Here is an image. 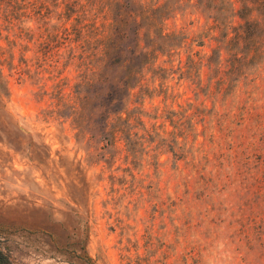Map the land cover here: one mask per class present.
Listing matches in <instances>:
<instances>
[{"label": "rangeland", "instance_id": "rangeland-1", "mask_svg": "<svg viewBox=\"0 0 264 264\" xmlns=\"http://www.w3.org/2000/svg\"><path fill=\"white\" fill-rule=\"evenodd\" d=\"M15 1L0 0V62L8 88L0 101V247L10 255L8 264H264L237 239L229 215L234 198L227 191L204 189L195 177L178 174L166 151L156 168V158L147 151L161 144L160 136H169L178 118V128L184 130L191 121L200 132L202 112L224 111L226 99L197 91L198 82L213 75L211 69L189 68L182 49L181 62L172 55L163 84L156 79L152 97L144 99L142 118L152 129L149 146L125 163L124 150L109 156L96 131L71 129L53 85L63 82L64 91L71 90L76 70L62 64L71 54L69 47L54 48L60 61L51 69L33 39L16 36L18 20L11 27L8 13ZM47 1L52 21L58 11L73 20L74 4L68 8L61 0ZM203 22V16L197 20L179 12L166 23L184 26L193 35ZM19 24L35 23L25 19ZM261 78L253 94L264 101ZM212 116L206 113L204 119ZM233 119L231 133L245 132ZM262 138L257 134V141ZM166 140L157 149L163 151ZM84 226L87 238L76 243Z\"/></svg>", "mask_w": 264, "mask_h": 264}, {"label": "trees", "instance_id": "trees-1", "mask_svg": "<svg viewBox=\"0 0 264 264\" xmlns=\"http://www.w3.org/2000/svg\"><path fill=\"white\" fill-rule=\"evenodd\" d=\"M61 2L76 7L70 22L71 14L66 11L56 12L57 20L52 21L47 0H16L8 21L12 27L17 24L13 20H18L16 36L33 39L35 51L42 53V60L53 70L60 61L54 48L69 47L71 54L62 64H73L76 70L71 90L65 92L63 82L53 83L67 111L63 116L70 119L75 133L96 131L109 156L112 151L124 150L125 163L133 162L139 149L149 146L152 129L142 118L144 99L152 97L156 79L163 84L170 69L165 63L172 55L181 62L182 49L189 68L199 71L206 65L211 69L213 75L205 83L198 82L197 91L226 99L224 111L202 112L200 132L191 121L184 130L178 128V118L169 136H160L161 144L147 151L156 158V168L163 163L159 156L166 151L178 174L195 177L204 189L227 191L234 198L229 215L237 239L264 259V138L256 139L257 134L264 136V101L253 94L264 75V0ZM179 12L194 14L197 20L203 16L202 28L193 35L184 26L169 28L167 20ZM23 17L33 20L34 27L20 25ZM7 93L0 62V101ZM206 113L213 116L204 119ZM233 117L245 132L231 133ZM208 120L214 123H206ZM199 134L202 140H198ZM165 138L164 150L157 149ZM44 146L48 147L47 143ZM185 181L188 184L190 179ZM88 231V226L82 227L75 242L83 243ZM10 261V255L0 247V264Z\"/></svg>", "mask_w": 264, "mask_h": 264}]
</instances>
